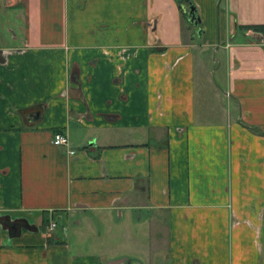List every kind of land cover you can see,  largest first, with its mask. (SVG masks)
I'll return each mask as SVG.
<instances>
[{"label": "crops", "instance_id": "obj_1", "mask_svg": "<svg viewBox=\"0 0 264 264\" xmlns=\"http://www.w3.org/2000/svg\"><path fill=\"white\" fill-rule=\"evenodd\" d=\"M192 1L200 34L177 0H0V264H145L89 240L135 215L157 264H264V31L237 29L264 0ZM210 49L232 110L196 83Z\"/></svg>", "mask_w": 264, "mask_h": 264}, {"label": "rangeland", "instance_id": "obj_2", "mask_svg": "<svg viewBox=\"0 0 264 264\" xmlns=\"http://www.w3.org/2000/svg\"><path fill=\"white\" fill-rule=\"evenodd\" d=\"M182 5H184L183 10L186 11L187 4H183L179 2V7L181 10H182ZM185 20H186V12H184V17H182L183 25L184 26H186L187 24H189V26L193 25L187 20H186L187 22H185ZM198 25L196 26L194 25L193 27H197ZM9 26H10L9 24H5L3 26V35L5 36V39H8V37H10L8 33L10 32ZM190 27H191L190 29H192V26ZM0 29H2V27H0ZM260 41L262 40L260 39ZM196 53H197L196 54V66H195L196 83L201 84L202 82H205L209 85L207 86V91L209 93V97L211 99V103L213 104L212 106L214 107V109L232 110L231 103L229 99L227 101V98L224 94L227 89L225 85L226 75H225L224 64L223 63L220 64V59L222 60L223 58V52L218 51L216 53H213L212 49L208 50L207 52L208 54L205 55L207 56V61H208L207 68H203V60H202L201 53L199 54L198 52ZM140 216L141 218L138 220H136L137 215H135L134 218H130L128 221L129 223L127 225L125 223L123 224L120 222L119 225H117V227L113 226L114 229L110 233L103 232L101 233V235L97 236L96 235L97 231L95 232V234H92V232L89 231L90 232L89 240H92L94 243L112 242L111 243L112 245L108 246L106 250H111L113 252H118V253L124 252V250H127V249L142 250L145 253V257L147 256V261L145 264H157V262L154 261L155 255H162L166 249V228L165 226H162L160 224L149 223L148 227L145 230H142L140 228H142V225L144 224L145 215H140ZM50 221H48V224L45 229L49 237L51 236V233L53 234L54 230L58 231L57 229L58 226H57L56 221H51V222ZM52 222L55 223V226L52 227V229L50 230L49 228L51 227L50 225ZM139 230L143 231L144 235L142 237H145L144 239L146 242H144L143 245L138 246V243H135L129 237H132L130 236V234L131 235L137 234ZM70 232L74 233L71 230ZM111 233H113V235H111ZM77 236L78 234H76V236L72 235V237L74 238ZM71 244L73 247V244H77V243H75L74 241H71ZM87 248L93 249L94 247L92 248L91 245H88ZM103 252H105L104 249H103Z\"/></svg>", "mask_w": 264, "mask_h": 264}, {"label": "water", "instance_id": "obj_3", "mask_svg": "<svg viewBox=\"0 0 264 264\" xmlns=\"http://www.w3.org/2000/svg\"><path fill=\"white\" fill-rule=\"evenodd\" d=\"M178 1L183 3V4H187V10L186 11L183 10L184 5H182L183 12H186L187 21H189L190 23H192L195 26L198 25L200 23V17L196 14V7L193 4V1L192 0H178ZM195 29L197 30L198 34L201 33L200 28L196 27ZM22 221H25V220H22ZM120 262H123V259H119V260L115 261L114 263H120Z\"/></svg>", "mask_w": 264, "mask_h": 264}, {"label": "built area", "instance_id": "obj_4", "mask_svg": "<svg viewBox=\"0 0 264 264\" xmlns=\"http://www.w3.org/2000/svg\"><path fill=\"white\" fill-rule=\"evenodd\" d=\"M261 40H262V43H264V32L261 34ZM52 142L57 145V146H62V147H69V138L66 134L64 133H54L53 134V137H52ZM68 153L70 155H73L76 153L75 150L73 149H68ZM51 227L49 228L50 230L52 229V227L55 226V223L52 222Z\"/></svg>", "mask_w": 264, "mask_h": 264}, {"label": "trees", "instance_id": "obj_5", "mask_svg": "<svg viewBox=\"0 0 264 264\" xmlns=\"http://www.w3.org/2000/svg\"><path fill=\"white\" fill-rule=\"evenodd\" d=\"M178 4H179V2H178ZM182 11L183 10L180 9L181 15H182V17H184V12H182ZM196 14L198 15L197 10H196ZM190 26L193 27L194 25H190ZM237 29H243V30L253 29V30H257V31H264V25H244V26L241 25V26H237ZM249 128L252 130H255V131L259 130V129H256V127H249ZM43 223H44L43 228H45L48 224V219L44 218Z\"/></svg>", "mask_w": 264, "mask_h": 264}]
</instances>
